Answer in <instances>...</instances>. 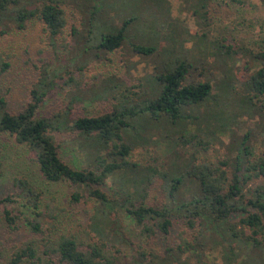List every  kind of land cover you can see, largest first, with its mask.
I'll list each match as a JSON object with an SVG mask.
<instances>
[{"label":"rangeland","instance_id":"374dc122","mask_svg":"<svg viewBox=\"0 0 264 264\" xmlns=\"http://www.w3.org/2000/svg\"><path fill=\"white\" fill-rule=\"evenodd\" d=\"M21 1L19 5L24 3L30 9L41 4L39 0ZM190 2L101 0V6L106 10L104 20L111 25L109 32H117L126 20L140 17L126 29L125 43L106 55L102 54L103 50L94 47L97 45L94 40H87L89 31L97 33L95 23H86L88 5L91 4L89 0H60L66 13V26L63 34L55 40L37 15L27 20L24 27H19L8 11L0 20V61L10 64L6 70L0 65V97L7 100L9 111L19 112L31 100L30 91L40 77L42 65H67L71 73L65 74L62 80L57 79L56 87L44 99L39 113L52 115L69 106H72L73 117L100 115L115 107L135 113L139 110L138 114L132 113L128 118L137 125L136 128L126 129L124 135L126 142L132 146L127 159L140 165L141 171L152 167L180 175L185 173L183 167L188 160H234L243 136L249 131L253 134V156L258 157L264 154V128L260 117L258 114L235 113L239 108L234 100L230 103L224 97L225 87L220 74L222 68L218 65L222 59L214 56L212 48V55L197 52L196 49L187 50L192 42L185 40L197 32H206L210 44L219 39L234 49L244 46L258 52V47L264 46V2L211 0L207 6L206 20L194 14ZM155 13L158 14L157 18L160 17L157 23L159 35L150 39L147 24L151 17L155 18ZM2 15L0 13V17ZM82 34L85 38H81ZM141 43L154 44L158 50L150 55L136 54L134 45ZM98 53H101L100 56H96ZM178 57L194 63L201 59L206 62L203 63L206 68L208 63L209 72H202L200 66L191 72V79L210 81L213 91L209 101L185 106V118L172 123L167 115H152L150 111L142 109L161 91L158 74L167 65L171 67L172 61ZM78 64L82 69H78ZM224 65L238 73V80L241 81H246L253 69L258 67L246 53H239L234 61L229 60ZM70 76H73L72 81H69ZM225 104L230 108H226ZM221 108H226L229 116L238 114L224 127L214 115L215 109ZM189 133H198L193 145L182 142V136ZM54 137L61 158L75 169H95L97 158L105 155V146L99 139L90 137L86 140L78 131L54 132ZM199 139L209 143L207 149L198 144ZM136 176L132 171L126 174L116 171L101 189L110 198L121 200L124 197V183H129ZM20 179L31 183L41 195L39 211L42 213L43 232L40 234L32 232L27 225L28 218L34 215L27 205V199L20 194ZM152 180L145 204L158 208L171 203L161 175H154ZM256 184V181H251L244 186V190L248 191L250 186ZM75 193L79 196L77 199ZM197 193L194 180L187 177L179 196L191 199ZM0 199H8L0 204V264H7L16 249L31 240L41 242L44 237L61 234L85 236L86 230L97 238L103 234L109 245H116L111 246L115 254L114 264H226L227 248L221 244L214 249L206 248L201 257L192 253L184 257L179 253L173 255L184 239L196 243L192 230L176 216L168 234L157 232L154 235L143 232V226L138 225L124 209L115 212L118 221L116 219L117 222L111 226L110 217V222L102 221L105 218L98 216L95 219L93 214L99 202L91 198L89 191L67 179L59 182L45 180L34 153L8 134L0 135ZM7 210L16 218L14 224L6 219ZM240 216L238 214L234 219ZM92 226L96 229L93 230ZM81 239V249H88L84 244L86 238ZM143 251L146 256H140ZM153 253L158 256L154 257ZM53 260L59 262L57 258ZM235 264L241 263L235 261Z\"/></svg>","mask_w":264,"mask_h":264},{"label":"trees","instance_id":"16d2710c","mask_svg":"<svg viewBox=\"0 0 264 264\" xmlns=\"http://www.w3.org/2000/svg\"><path fill=\"white\" fill-rule=\"evenodd\" d=\"M41 4L30 9L21 0H0V13L2 17L9 11L15 23L24 27L27 20L37 15L43 21L53 40L61 36L66 26V13L60 0H39ZM88 17L86 23H95L97 33L89 31L87 40H94L96 47L103 50L102 54L111 53L125 43V31L129 25L136 22L140 17L126 20L117 32H109L111 25L104 20L105 7L101 6V0H89ZM211 0H188L194 8V14L206 20L207 6ZM244 2V0H232ZM264 2V0H261ZM11 4V6H10ZM151 17L149 23L150 39L159 35L157 23L160 17ZM85 23V24H86ZM208 22H206L207 26ZM79 36V33L77 34ZM84 35L82 34L81 38ZM85 38V37H84ZM185 41H191V48L198 51L211 53L222 59L219 63L221 77L224 82L223 90L225 99L229 102L233 99L239 108L235 113L258 116L264 128V46L258 47V52L246 49H234L222 40L216 39L211 43L208 34L190 35ZM184 41V42H185ZM81 45V44H80ZM156 45H134L136 54L150 55L156 53ZM211 53V55H212ZM239 53H246L258 64L246 81L238 80V73L228 65L229 60L234 61ZM98 53L96 56H100ZM0 60L2 58L0 57ZM198 62H189L184 57L173 60V65H168L158 74L157 80L162 85L161 91L156 99L142 111H150L152 115H167L172 123L185 118L184 107L187 105L201 103L211 99L213 85L208 80H192V71L200 66L202 72L208 70L209 65L197 59ZM202 61V62H201ZM3 69L9 67L8 62L0 61ZM203 64V65H202ZM79 68L82 69L80 64ZM71 71L67 65H42L40 77L32 86L30 91V102L19 112L13 113L8 110V102L5 97H0V135L8 134L14 136L18 143L25 144L34 153L42 176L48 182H59L63 179L82 186L89 191L92 199L99 202L93 217L105 218L110 226L118 221L115 212L124 209L134 221L143 226V232L154 235L157 232L168 234L173 225V217L184 221L188 229L192 230L196 243L186 239L178 245L174 254L187 256L189 253L197 257L204 253L206 248L214 249L221 244L227 248L226 264H264V154L253 156L254 151L251 144L252 132H247L243 138L238 155L234 160L225 159L220 161L188 160L184 174L177 175L170 170L160 171L157 168H143L130 162L127 158L131 154L132 146L126 142L124 131L136 128L128 118L130 114H138L133 110H124L117 107L114 110L95 116H72V106L54 112L52 115H42L39 109L47 95L56 87L57 79L62 80L65 74ZM203 74V73H201ZM73 76L69 77V81ZM220 104L221 102L218 101ZM228 102V103H229ZM218 103V104H219ZM231 103V102H230ZM226 108H230L225 104ZM226 108L215 109V119L221 121V127L227 125L236 115H227ZM220 129V128H219ZM78 131L84 139L90 137L99 139L105 146V155L97 158L95 169H75L66 163L60 156L54 132ZM222 130V129H220ZM261 132L263 131L262 129ZM133 131V129H132ZM259 133V132H258ZM264 133V132H263ZM188 135L190 137L188 138ZM182 136L184 144H194L198 133H189ZM203 140V141H202ZM198 140V144L207 149L209 143L204 139ZM111 158V160L109 159ZM187 167V168H186ZM123 174L129 171L137 176L129 183H124L122 189L124 197L113 199L101 189L114 172ZM160 174L168 192L171 203L161 207L148 206L145 204L147 190L152 183L153 176ZM187 177L194 180L198 193L191 199L179 196L182 186ZM256 181L257 184L250 186L248 191L244 190L246 184ZM21 196L27 199V205L33 210V215L28 218L27 225L36 234L43 232L41 221L42 213L39 211L41 195L36 188L25 180H19ZM77 199L79 196L74 194ZM8 199H0V204ZM239 219H234L236 215ZM113 215V217H111ZM10 224L16 222V218L10 211L5 213ZM117 219V221H116ZM93 230L96 229L92 226ZM85 236L77 234H61L57 237H44L41 242L31 240L24 246L17 248L7 264H114V253L111 246L105 241L103 234L97 238L88 230ZM118 238L119 233H116ZM86 238L84 244L88 249H81L82 239ZM122 238V237H121ZM124 239V238H123ZM129 244L130 241L128 240ZM230 251V254L228 253ZM154 257L158 255L153 253ZM140 256H146L145 251ZM59 260L56 263L53 259Z\"/></svg>","mask_w":264,"mask_h":264}]
</instances>
